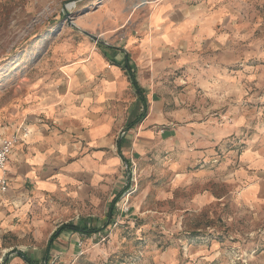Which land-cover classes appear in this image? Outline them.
Segmentation results:
<instances>
[{
	"label": "rangeland",
	"instance_id": "374dc122",
	"mask_svg": "<svg viewBox=\"0 0 264 264\" xmlns=\"http://www.w3.org/2000/svg\"><path fill=\"white\" fill-rule=\"evenodd\" d=\"M138 2L0 0V136L19 137L25 116L37 105L34 89L39 85L43 89L71 80L83 82L80 67L99 44L119 46L113 47L118 50L127 47L132 35L141 40L139 19L147 9L136 7ZM234 10V56L227 63L225 48L206 44L189 43L182 49L172 43L149 63L144 58L139 62L142 51L137 45L132 49L130 65L138 71L147 105L143 108L129 83L111 106L114 118L120 109V133H126L139 128L149 114L162 113L156 127L157 132L169 129L168 145L167 139L164 143L157 139L143 147L137 159L129 157L126 163L123 158L118 186L106 195L110 200L90 207L83 216L65 219L101 229L89 236L62 232L48 264H264V188L256 186L257 181L264 182V169L248 167L242 160L248 149L260 151L259 145L264 146V137L257 136L263 131L264 117L258 118L263 103L242 84L230 89L225 80L213 79L201 88L193 80V68L212 69L220 61L223 77L215 78L247 67L264 71V0H234ZM183 55L193 58L185 63ZM147 67L155 72L142 73ZM193 125H203L200 135L212 140L213 153L206 155L210 159L206 164L195 155L200 149L189 136L196 131ZM221 126L234 130L215 142L210 128ZM139 137L138 133L135 138L144 142ZM242 171L246 178L237 176ZM252 183L255 192L245 193ZM113 199L117 200L109 218ZM51 229L5 233L1 243L8 257L21 251L42 264ZM2 259L0 248V263Z\"/></svg>",
	"mask_w": 264,
	"mask_h": 264
},
{
	"label": "crops",
	"instance_id": "0c3cea01",
	"mask_svg": "<svg viewBox=\"0 0 264 264\" xmlns=\"http://www.w3.org/2000/svg\"><path fill=\"white\" fill-rule=\"evenodd\" d=\"M138 4L147 9L145 16L139 19L143 25L139 29L142 32L141 40L132 35L127 47L118 50L113 47L119 46L99 44L100 49L91 50L88 60L80 67L83 82L71 80L43 89L39 85L34 89L37 91L34 94L37 105L30 109L18 129L19 139L5 165L8 186L6 192L0 193V248L3 249L0 264L5 257V264H28L21 256L26 255L24 252H14L8 257L7 248L1 243L3 234H22L25 228L36 231L52 228L49 232L51 236L60 225L69 223L66 218L83 216L89 212L90 207H99L110 200L106 195L115 192L118 186L116 180L121 177L123 158L126 163L129 157L137 159L141 156L139 153L142 148L153 145L157 139L162 143L167 139L165 143L168 145L169 129L157 132L156 127L159 119L164 118L162 113L161 117L151 113L139 128L120 133L121 110L118 109V119L115 120L114 110L111 109L116 103V96L121 95L127 84L132 85L123 65L125 55L130 65L133 58L130 54H133L132 49L136 45V49L142 51L139 62L144 58L145 63H149V60L153 62L156 54L172 43H178V48L182 49H188L189 43L194 47L206 44L225 48L224 63L233 59L234 0H139L136 5ZM219 26L224 29L219 30ZM221 57L215 56L216 59ZM192 58L193 55L182 56L185 63ZM134 62L137 64V60ZM219 63V66L212 69L197 71L193 68L194 84L204 88L213 79L225 80V86L230 89L242 84L243 89L255 91L253 98L263 103L264 108V71L247 67L240 71L232 70L231 73L226 71L224 79L215 78L214 75L223 77V61ZM131 70L142 92V98L139 95L141 103L147 105L143 88L136 77L138 71L132 67ZM154 72L153 68L148 70V67L145 72L142 71L148 74ZM67 73L71 75L74 71L69 67ZM132 87L135 90L133 85ZM151 102L155 109H159V102L153 99V95ZM261 117H264V110L258 115L259 119ZM135 121L134 124L137 123ZM193 126L196 128L195 135L189 136L194 139L195 147L200 149L195 151V155L206 164L210 161L206 155L213 153L210 148L212 140L200 135L203 125ZM218 127L210 128L215 142L234 130L233 127ZM192 129L189 127V130L193 131ZM137 130L139 138L144 142L135 138ZM262 130L257 134L258 137H264V124ZM24 133L26 134L23 135ZM2 140L0 136V144ZM259 147L260 151H245L242 160L248 167L261 170L264 169V146ZM205 174L201 173V177ZM238 174L241 178L248 176L244 171ZM260 177L263 176H259V179ZM256 186L264 188V182L257 181ZM255 190L252 183L245 193ZM53 221L61 222L53 226ZM49 238L42 264H48V255L56 241H53L46 253Z\"/></svg>",
	"mask_w": 264,
	"mask_h": 264
},
{
	"label": "trees",
	"instance_id": "16d2710c",
	"mask_svg": "<svg viewBox=\"0 0 264 264\" xmlns=\"http://www.w3.org/2000/svg\"><path fill=\"white\" fill-rule=\"evenodd\" d=\"M112 48V47H111ZM128 62V57L127 55H125V63L123 65V69L125 70V72L127 73V75L129 76L130 80H131V83L132 85L135 87V90L136 92L141 96L142 98V92H141V89L140 87L138 86L137 82H136V79H135V76H134V73L133 71L131 70V66L127 63ZM143 108H146V105L143 104ZM145 113L142 114L138 119L137 121L135 122H138L140 121L143 117H144ZM134 124V123H133ZM132 124V125H133ZM131 125V126H132ZM117 199H114L111 203H110V206H109V209H108V217L110 218L112 213H113V209H114V205H115V202H116ZM101 228H90V227H87L86 225L80 227V226H76L72 223H64L62 225H60L50 236L49 238V241H48V244H47V250H46V253L49 252V248L51 246V244L53 243V241L56 240V238L63 232V231H71V232H75V233H81V234H84V235H92L93 233H96L100 230ZM22 258L25 260V262H27L28 264H35L33 261H31L26 255L24 254H21ZM7 262V258L5 257L4 260H3V263L2 264H5Z\"/></svg>",
	"mask_w": 264,
	"mask_h": 264
},
{
	"label": "built area",
	"instance_id": "2783aa9c",
	"mask_svg": "<svg viewBox=\"0 0 264 264\" xmlns=\"http://www.w3.org/2000/svg\"><path fill=\"white\" fill-rule=\"evenodd\" d=\"M24 133L23 135H25ZM18 136H12L10 138H5L0 144V193H4L7 190L8 181L5 175V165L9 160L11 151L18 141Z\"/></svg>",
	"mask_w": 264,
	"mask_h": 264
},
{
	"label": "water",
	"instance_id": "95a60500",
	"mask_svg": "<svg viewBox=\"0 0 264 264\" xmlns=\"http://www.w3.org/2000/svg\"><path fill=\"white\" fill-rule=\"evenodd\" d=\"M82 33L88 35V36H89L90 38H92L95 42L98 41V37H96L95 35H91V34H89V33L83 32V31H82Z\"/></svg>",
	"mask_w": 264,
	"mask_h": 264
},
{
	"label": "bare ground",
	"instance_id": "6f19581e",
	"mask_svg": "<svg viewBox=\"0 0 264 264\" xmlns=\"http://www.w3.org/2000/svg\"><path fill=\"white\" fill-rule=\"evenodd\" d=\"M136 7H138L139 6V4L138 5H135Z\"/></svg>",
	"mask_w": 264,
	"mask_h": 264
}]
</instances>
